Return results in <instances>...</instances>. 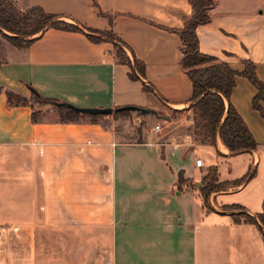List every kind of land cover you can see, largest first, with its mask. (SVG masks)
Returning <instances> with one entry per match:
<instances>
[{"label": "crops", "instance_id": "obj_1", "mask_svg": "<svg viewBox=\"0 0 264 264\" xmlns=\"http://www.w3.org/2000/svg\"><path fill=\"white\" fill-rule=\"evenodd\" d=\"M13 1L83 31L48 28L28 48L0 35V264H264L263 233L237 223L242 211L231 209L264 212V118L253 109L255 86L238 75L231 102L256 150L233 154L219 137L215 146H198L192 134L189 144L174 136L194 103L177 31L193 15L190 0ZM209 12L211 22L197 28L201 52L238 72L251 61L264 83V0H214ZM91 31H111L120 42ZM116 43L144 64L139 80L117 62ZM32 88L81 108L157 114L147 115L137 140H126L127 120L112 115L62 122L49 109L35 123L31 106L10 105L6 95L30 98ZM211 166L225 186L206 206L201 169Z\"/></svg>", "mask_w": 264, "mask_h": 264}, {"label": "trees", "instance_id": "obj_2", "mask_svg": "<svg viewBox=\"0 0 264 264\" xmlns=\"http://www.w3.org/2000/svg\"><path fill=\"white\" fill-rule=\"evenodd\" d=\"M190 3L193 8V15L185 23L184 27L177 31L183 43L181 65L193 84L194 103L190 106V109L193 111L197 121L194 134L202 143L212 146L216 145L219 137L233 154L256 150L259 146L258 142L231 102V95L236 86V77L238 75L247 77L257 89V94L253 99V109L259 111L264 118V108L261 104V102H264V83L257 75L256 65L251 61H245L244 70L238 72L227 62L201 52L197 28L199 25L211 22L209 10L214 5V0H190ZM59 17L58 15L47 13L41 7L21 10L13 0H0V35L19 48H28L39 38V36H35L48 28L83 31L79 26L61 20ZM91 32L120 42L119 38L111 31ZM88 36L95 42L103 40L91 34H88ZM114 54L117 62L128 65L131 68L129 74L131 79H140L137 72L142 76L144 75V64L137 58L132 62L119 43L114 46ZM143 89L146 92H152L145 84ZM6 95L10 105L31 106L33 109L32 121L35 123L41 120L44 110L37 107L33 103L34 100L51 105L52 109L59 114L62 122L77 121L83 116H87L93 121L103 117V115L77 113L73 106L67 105L70 103L45 97L34 88L31 89L30 98L14 94L11 91H7ZM61 104L63 106H60ZM124 107L138 108L136 106ZM131 112L135 111L119 107L114 109V113L111 115L118 119L120 116H129ZM138 113L148 115L141 111ZM178 176L179 188H181L185 182L184 172L180 171ZM224 186L225 184L220 181L218 167H209L202 178V186L200 187L206 206H208L210 195L213 192L222 190ZM231 209L242 211L241 214L234 215V220L237 223L244 219L245 222L256 225L264 235V212L255 215L244 213L243 210L245 209L241 205H234Z\"/></svg>", "mask_w": 264, "mask_h": 264}, {"label": "rangeland", "instance_id": "obj_3", "mask_svg": "<svg viewBox=\"0 0 264 264\" xmlns=\"http://www.w3.org/2000/svg\"><path fill=\"white\" fill-rule=\"evenodd\" d=\"M33 103L37 107H39L40 109L44 110L43 115L45 114V112L47 110L49 111V109H52L51 105H48V104H46V103H44L42 101H39V100H34ZM176 115L178 116L180 114L178 113ZM185 115L188 116V118H189L190 115H193V111L188 113V114H185ZM193 117H194V115H193ZM140 118H141V120H139ZM118 119H122L124 121L127 120L126 125H127V128H129L130 132L127 135H125V139L126 140H137L139 138L140 129H142L144 126L148 125V123H149V120H145V119H147V115H141L138 112H131V114L129 116H120ZM136 119H137V122H135ZM196 124H197V121H196V119L194 117V124H189L188 122L182 124V126L180 128L181 132L176 134V135H174V136H180L179 142H183L184 143L185 137L192 134L193 137H194V140L196 139V141H195L196 145L202 146L203 144L200 142V139L197 138L195 136V134H193L195 132ZM123 126H124V124H120L119 128H122ZM193 145H195V144L193 143L192 145H189V146H193ZM218 152H219L218 155H221L220 153H222V152L221 151H218ZM187 162L189 163V165L192 164V160H187ZM208 168L204 167L201 170L203 172L205 170H208ZM191 170H193L192 165H191ZM206 173H207V171H206ZM223 176L226 177L227 176V172L223 171ZM201 184H202V181H201ZM50 235L54 236L53 233L52 234L50 233Z\"/></svg>", "mask_w": 264, "mask_h": 264}, {"label": "water", "instance_id": "obj_4", "mask_svg": "<svg viewBox=\"0 0 264 264\" xmlns=\"http://www.w3.org/2000/svg\"><path fill=\"white\" fill-rule=\"evenodd\" d=\"M68 106H73L74 107V110L77 112V113H80V114H89V115H103V116H106V115H111L114 113V109L112 108H81V107H77V106H74L72 104H67ZM60 106H63V104H61ZM122 108H125V109H128V110H133V111H136V112H143V113H146V114H157L156 111L154 110H151V109H147V108H135V107H122Z\"/></svg>", "mask_w": 264, "mask_h": 264}, {"label": "built area", "instance_id": "obj_5", "mask_svg": "<svg viewBox=\"0 0 264 264\" xmlns=\"http://www.w3.org/2000/svg\"><path fill=\"white\" fill-rule=\"evenodd\" d=\"M188 123L189 124H194V117H193V115H190V117L188 118ZM155 128H156V131H158V132H160L162 130V128H161L160 125H156ZM191 136L192 135H189V136H186L185 137V141H186L187 144L191 143ZM196 165L198 167H203L204 165H203L202 159H197L196 160Z\"/></svg>", "mask_w": 264, "mask_h": 264}]
</instances>
